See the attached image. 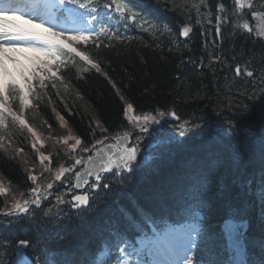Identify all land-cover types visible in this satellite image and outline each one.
I'll return each instance as SVG.
<instances>
[{
  "label": "snow or ice",
  "instance_id": "obj_1",
  "mask_svg": "<svg viewBox=\"0 0 264 264\" xmlns=\"http://www.w3.org/2000/svg\"><path fill=\"white\" fill-rule=\"evenodd\" d=\"M229 2L233 5L231 11L223 0H217L213 19L209 0H151V3L161 6L163 11L177 13L188 21L179 28L178 36L183 39H178L170 25L150 17L142 8L136 7L133 0H106L103 4L105 9L112 10L117 23L126 30L123 33L119 27L103 23L98 28L85 26L78 29H67L53 23L69 13L84 17L87 25H94L99 0H51L44 4L40 0H0V149L5 147L3 141L6 134H11L12 129L27 128L33 137L31 148L38 153L41 168L38 174L35 166L27 170V180L31 184L26 192H20L18 196L0 180V197L4 198L3 207H0V220L6 219L8 225L29 221L40 227L43 217L53 215L59 220L61 214H64L66 219L70 218L61 207L64 205L70 206L81 216L95 214L99 206L89 205L90 199L95 202L94 193L97 190H103L105 196H108L118 184L134 179L144 165L159 158L157 150L162 144L180 143L177 136L185 138L184 142H187L196 136L205 135L200 124L188 120L168 130L165 127L167 121L162 124L166 116H171L176 121L181 120L174 110L165 112L157 108L155 114L149 112L136 115L133 104L127 103L123 115L128 121L129 130H119L110 137L106 135L108 128L97 120L95 127L89 124L92 142L88 146H84L85 141L80 136L73 135L71 129L66 137L56 140L57 144L66 146V155L77 152L88 154L72 155L70 158L73 162L69 166L65 167L61 163L54 170L51 167L52 154L46 155L39 151L37 144L44 147V141L25 119L26 110L32 106L30 97L39 98L38 88H47L49 82L55 88V82L62 80L60 73L75 68L77 64L82 65L79 69L81 72L94 69L97 73H102L103 61L99 59L102 52L118 49L120 45H128L136 39L127 34L128 30L148 34L155 45L154 51L159 49L163 53L166 48L169 54L182 53L184 50L191 52L189 43L194 29L190 23L192 17L185 15V10H195V24L200 26V36L205 37V55L198 61L191 56H181L177 68L194 65V71L200 76L205 75L206 69L211 74L218 101L222 92L228 100H233L230 94L234 88L237 96L253 101V106L260 100L259 111L264 120V64L256 66L251 58L244 59L233 52L231 60L237 61L233 65L223 48L224 41L234 34L236 28H242L249 35L255 33L256 37L264 38V11L255 10L254 0ZM77 9L83 12L77 13ZM246 14L250 15L252 21L260 20L262 23L250 25L244 19ZM235 18L243 22L237 23ZM204 22L211 27H205ZM225 24H231L233 29L227 35L224 32ZM165 35L169 38L167 43L161 39ZM209 36H213L210 45L207 40ZM17 53L34 54L24 56L29 62L26 64ZM93 56L97 59H93ZM221 76L223 84L219 83ZM175 79L180 82L185 77L178 73ZM241 81L243 84L237 88ZM112 86L116 87L115 84ZM234 107L239 111L241 106L234 102L226 103L224 111H217L216 115L222 118L225 112H231ZM243 108V115L246 116L251 111V106L245 104ZM59 120L62 127L67 125L63 116H59ZM218 123L221 132L217 136L226 138L225 150L233 162H238L243 156L238 138L250 126L242 129L240 122L234 121L228 123L225 129L227 121L220 119ZM151 125L159 127L149 132ZM204 127L211 128V125L205 124ZM49 128L51 129V125ZM133 131L137 133L134 138ZM190 131L192 136L188 135ZM161 133L165 134L166 140L160 138ZM97 135L100 138H96ZM145 135L149 137V142L142 151L141 141ZM206 139L210 140L211 136L208 135ZM246 140L249 145L259 141L264 153V135L248 132ZM148 149L152 151L149 152ZM16 151L18 155L23 152V148ZM138 156L141 157L140 160ZM218 163L219 160L213 158L205 166L193 169L182 180L177 192L172 194L170 202H165L166 210L153 211L137 206L131 212L117 204L123 218V227L106 222L109 226L103 231L107 235L96 250L87 252L84 264H250L246 259L244 243V230L248 225L246 220L235 219L234 213L237 210L224 219L219 233H209L207 228L208 182ZM77 166H81V170L76 171ZM46 174H51L52 178L48 179ZM260 179L259 200L264 206V172ZM45 180L46 184L41 183ZM58 182L64 186L63 192L54 191ZM82 189L84 191L81 193L76 192ZM69 194L70 199L67 198ZM8 196L12 197L10 203ZM49 197H54L55 202L49 201ZM45 202L49 204L47 209L42 208ZM102 203L104 207L108 206L107 201ZM41 212L43 216H40ZM4 247L6 251L10 248L9 264H68L67 260L62 261L58 256L50 259L43 249L38 251L40 242L36 240L21 238L14 243L8 241ZM44 247L48 248L47 245ZM213 250L215 259H210L207 252ZM51 251L54 249L48 248V252Z\"/></svg>",
  "mask_w": 264,
  "mask_h": 264
},
{
  "label": "trees",
  "instance_id": "obj_2",
  "mask_svg": "<svg viewBox=\"0 0 264 264\" xmlns=\"http://www.w3.org/2000/svg\"><path fill=\"white\" fill-rule=\"evenodd\" d=\"M143 1L150 3V8L157 11L154 17L166 21L177 38L181 39L178 36V27L188 22L184 16L163 11L161 6L151 3V0ZM209 3L212 6L214 19L217 0H209ZM223 3L231 11L233 5L229 0H223ZM185 15L192 17L190 23L194 29L189 43L191 52L184 50L182 53L169 54L166 48L163 53L159 49L154 51L155 45L148 35L136 34L134 35L136 39L130 44L102 52L99 57L103 61L102 71L109 81L93 71L84 74L79 71L82 66L76 70L65 71V83L58 90L47 89L46 96L41 98L44 102L39 107L40 115L49 125L56 127L54 116L46 104L50 101V106L60 112L68 126L85 142H89L91 140L89 124L95 126L86 107L103 127L108 128V132L126 130L122 118L121 95L132 103L136 110L142 112L153 113L157 108L174 110L181 119H189L192 122L197 120L217 122L224 119L227 123L239 121L241 125L259 124L258 129H262L264 120L259 111L260 100H257L253 106V101L244 96H237L234 88L230 94L233 100H228L222 92L218 101L211 74L207 73L206 69L205 75L200 76L194 71V65L177 68L181 56H191L198 61L202 55H205L203 47L205 37L200 36V26L195 24V10L186 9ZM235 22L238 23V18H235ZM204 24L205 27H211L206 22ZM232 30L231 24L224 25L225 35ZM161 39L167 43L169 38L162 36ZM212 39L213 36L207 37L209 45ZM223 48L233 65L237 62L231 60L233 52L243 56L244 59L251 58L256 66L264 64V43L253 39L239 28H236L234 34L224 41ZM93 59L97 57L93 56ZM178 73L185 79L178 82L175 79ZM219 83L223 84V76ZM113 84L116 85L115 88L119 90L120 95L114 90ZM242 84L241 81L237 88ZM233 102L241 106L239 111L234 107L231 112H225L222 118L216 115L217 111H224L226 103ZM245 104L251 106V111L246 116L243 115ZM40 115L35 118L37 122ZM208 131L212 132L210 128ZM12 138L14 143L19 145V137ZM238 139L243 153L238 162H233L225 150L226 138L199 141L189 146L171 144L167 154L162 156L164 163L158 165L153 163V166L136 178L138 180L127 181L126 185L118 190L120 194L116 198L117 202L109 204L111 199L108 198L107 207H104L103 201L94 202L92 207L99 206L95 214L88 213L83 216L74 214L58 226L44 224L43 221L40 222V227L26 221L11 225L7 232L0 231V264H9L10 248L6 251L4 245L8 241L14 243L21 238L39 241L38 251L44 249V245L54 249L50 259L58 256L62 261L67 260L68 264H82L83 257L91 251L87 245H94L96 242V237L92 233L93 226L101 221L115 223L122 218L117 204L128 211L136 210L137 206L155 211L159 205L171 199L174 192H177L186 173L205 166L213 158L218 159L219 163L213 170L214 185L210 191L212 202L207 221L209 233H219L218 219L237 210L234 216L248 220L250 234L264 239V206L256 193L264 172V153L260 144L249 145L246 137L241 135ZM0 175L12 181L16 190H23L27 186L26 175L20 163L6 149H0ZM240 195L244 196L240 197Z\"/></svg>",
  "mask_w": 264,
  "mask_h": 264
},
{
  "label": "rangeland",
  "instance_id": "obj_3",
  "mask_svg": "<svg viewBox=\"0 0 264 264\" xmlns=\"http://www.w3.org/2000/svg\"><path fill=\"white\" fill-rule=\"evenodd\" d=\"M252 21V20H251ZM262 22L260 21V20H256V21H252V24H253V26H256V25H259V24H261ZM123 102H124V104L126 105L128 102L126 101V100H123ZM58 132H59V135H57V136H55V137H49L48 138V140H49V148H51V149H49L48 151H47V153H49L51 150H53V149H60V150H63V149H65L66 148V146H63V145H60V144H57L56 143V140L57 139H60V138H63V137H66L68 134H69V130L67 129V127L66 126H64V127H62L61 126V123H60V121H59V130H58ZM40 139H41V137H40ZM42 140V139H41ZM37 147L39 148L40 147V145L39 144H37ZM35 151V150H34ZM65 152V151H64ZM23 163H24V167H25V169L26 170H29L28 168L29 167H27L26 166V164H25V162L23 161ZM61 164V163H60ZM60 164L57 166V168L60 166ZM52 177H48V179H51ZM41 183H47V181L45 180V181H41ZM19 195V194H18ZM17 195V196H18ZM11 199H12V197H11Z\"/></svg>",
  "mask_w": 264,
  "mask_h": 264
},
{
  "label": "bare ground",
  "instance_id": "obj_4",
  "mask_svg": "<svg viewBox=\"0 0 264 264\" xmlns=\"http://www.w3.org/2000/svg\"><path fill=\"white\" fill-rule=\"evenodd\" d=\"M244 195H240V197H243ZM259 208V207H258ZM219 223L221 224L223 221H224V216H221L219 219H218ZM217 221V222H218Z\"/></svg>",
  "mask_w": 264,
  "mask_h": 264
},
{
  "label": "water",
  "instance_id": "obj_5",
  "mask_svg": "<svg viewBox=\"0 0 264 264\" xmlns=\"http://www.w3.org/2000/svg\"><path fill=\"white\" fill-rule=\"evenodd\" d=\"M141 158H140V156H138V160H140Z\"/></svg>",
  "mask_w": 264,
  "mask_h": 264
}]
</instances>
